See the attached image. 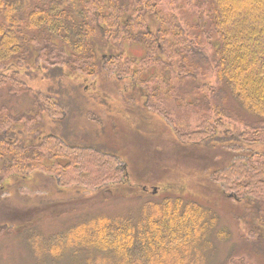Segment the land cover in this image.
Segmentation results:
<instances>
[{
    "label": "trees",
    "instance_id": "1",
    "mask_svg": "<svg viewBox=\"0 0 264 264\" xmlns=\"http://www.w3.org/2000/svg\"><path fill=\"white\" fill-rule=\"evenodd\" d=\"M163 1L0 0V197L6 194L7 181L25 183L35 173L51 176L57 167L87 169L89 163H82L86 156L97 170L110 165L111 175L105 178L111 184H130L128 174L116 167L120 161L115 153L87 145L84 139L76 137L73 143L46 132L48 121L70 127L73 110L68 99L76 95L73 88L84 94L87 83L91 87L97 78L103 88L110 77L116 92L120 84L127 92L138 89L135 99L140 106L134 112L140 115L186 80L212 81L251 117L246 129L229 138L221 134L223 120L238 119L214 96L203 129L185 134L171 130L180 145L228 151L227 164L212 166L203 175L231 203L226 210L245 229L248 256L260 257L264 254V0H187L198 4L207 18L202 24L197 18L196 25L167 10ZM132 45L143 49V65L156 71L148 79L125 53V47ZM151 82L156 83L154 88L148 87ZM106 91L114 94L107 87ZM207 91L214 95L212 89ZM114 96L123 99L122 94ZM18 98L27 103L17 102L12 108L7 100ZM91 115L82 114L89 124L94 121ZM63 159L65 167L59 164ZM150 195L154 199L158 194ZM217 222L208 204L169 192L145 202L136 218L98 216L68 238L58 235L48 240L66 237V243L49 248L48 255L51 262L68 257L74 264H204L200 244ZM236 264L245 263L237 258Z\"/></svg>",
    "mask_w": 264,
    "mask_h": 264
},
{
    "label": "rangeland",
    "instance_id": "2",
    "mask_svg": "<svg viewBox=\"0 0 264 264\" xmlns=\"http://www.w3.org/2000/svg\"><path fill=\"white\" fill-rule=\"evenodd\" d=\"M186 1L163 2L167 10L176 13L185 23L196 25L197 18L200 24L207 20L198 4H187ZM192 31L197 33L196 28ZM205 51L208 53L209 47ZM125 53L142 70L143 79L155 74L154 68L143 65L144 52L140 46L125 47ZM106 80L103 88L97 83V78L92 80L91 87L87 83L84 94H77L76 88H73L76 95L68 99L73 110L70 127L48 121L46 132L68 138L73 143H76V137L84 139L87 145L115 153L120 161L116 167L128 174L130 184H111L105 178L111 175L110 165H103L97 170L90 165V156L82 160L83 165L89 163L87 169L81 166H69L65 170L57 167L51 176L35 173L25 183L11 181L7 184V181L6 194L0 197V226L9 227L0 230V264H74L68 257L51 262L48 249L61 247L75 229L98 216L136 218L145 202L156 201V198H162L169 192L182 193L184 199L208 204L218 218L214 232L200 244L204 264H228L229 259L236 264L237 258L245 264H264V254L260 257L248 256L245 229L226 210L232 207L231 203L203 175L212 166L227 164L230 159L228 151L218 147L205 151L198 144L180 145L171 130L177 129L185 134L203 129L205 124L202 128L201 123L203 120L208 122L209 111L215 104L214 96L222 99L225 109L238 119L236 122L223 120L221 134L224 137L229 138L245 130V124L252 121L251 117L227 92L224 91V96L215 89L216 84L212 81L208 84L202 79L180 83L170 97L153 101L151 110L139 115L134 110L140 106L135 99L138 89L127 92L121 90L120 84V92H116L113 79L108 77ZM122 82L127 85V81ZM155 84L151 82L148 87L154 88ZM106 87L110 92L114 90V94L107 92ZM207 89H212L214 95ZM115 94H122L123 99L119 100ZM26 100L7 101L13 108L17 102L26 104ZM85 111L92 113L93 123L89 124L84 119L82 114ZM153 111H158L160 116ZM198 140L199 137H196L193 141ZM66 163L64 159L59 161L61 166ZM145 186L147 193L143 194ZM154 190L158 195L150 199ZM58 235L66 237L48 242Z\"/></svg>",
    "mask_w": 264,
    "mask_h": 264
},
{
    "label": "flooded vegetation",
    "instance_id": "3",
    "mask_svg": "<svg viewBox=\"0 0 264 264\" xmlns=\"http://www.w3.org/2000/svg\"><path fill=\"white\" fill-rule=\"evenodd\" d=\"M143 191H145V190L143 189Z\"/></svg>",
    "mask_w": 264,
    "mask_h": 264
},
{
    "label": "water",
    "instance_id": "4",
    "mask_svg": "<svg viewBox=\"0 0 264 264\" xmlns=\"http://www.w3.org/2000/svg\"><path fill=\"white\" fill-rule=\"evenodd\" d=\"M153 192H155V190Z\"/></svg>",
    "mask_w": 264,
    "mask_h": 264
}]
</instances>
